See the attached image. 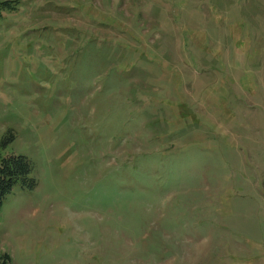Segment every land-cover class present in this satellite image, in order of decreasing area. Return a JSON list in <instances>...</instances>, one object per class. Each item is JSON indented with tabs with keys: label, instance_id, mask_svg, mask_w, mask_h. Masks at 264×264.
Returning <instances> with one entry per match:
<instances>
[{
	"label": "rangeland",
	"instance_id": "1",
	"mask_svg": "<svg viewBox=\"0 0 264 264\" xmlns=\"http://www.w3.org/2000/svg\"><path fill=\"white\" fill-rule=\"evenodd\" d=\"M14 6L0 151L37 186L0 207V258L264 264V0Z\"/></svg>",
	"mask_w": 264,
	"mask_h": 264
},
{
	"label": "trees",
	"instance_id": "2",
	"mask_svg": "<svg viewBox=\"0 0 264 264\" xmlns=\"http://www.w3.org/2000/svg\"><path fill=\"white\" fill-rule=\"evenodd\" d=\"M18 0L0 1V19L4 11L16 9L14 6ZM14 134L10 131L3 137V145L13 141ZM34 167L29 159L24 155L3 156L0 151V207L6 197L12 193L13 189L21 184L23 189L34 190L37 186L35 178L32 176ZM8 255L0 258V264H10Z\"/></svg>",
	"mask_w": 264,
	"mask_h": 264
}]
</instances>
